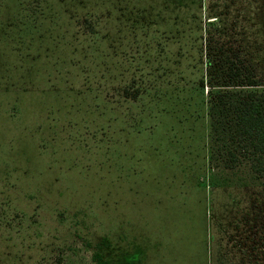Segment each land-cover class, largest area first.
<instances>
[{
  "label": "rangeland",
  "instance_id": "rangeland-1",
  "mask_svg": "<svg viewBox=\"0 0 264 264\" xmlns=\"http://www.w3.org/2000/svg\"><path fill=\"white\" fill-rule=\"evenodd\" d=\"M260 2L0 0V264H223L204 53Z\"/></svg>",
  "mask_w": 264,
  "mask_h": 264
},
{
  "label": "trees",
  "instance_id": "trees-1",
  "mask_svg": "<svg viewBox=\"0 0 264 264\" xmlns=\"http://www.w3.org/2000/svg\"><path fill=\"white\" fill-rule=\"evenodd\" d=\"M260 1L263 13L264 0ZM207 26L215 31L219 27L215 22ZM228 26L227 34L211 38L203 52L202 80L210 128L209 165L246 175V205L229 225L231 251H224L222 263L227 264L231 254L229 264H264V20L257 39L252 25L248 31ZM223 233L229 234L227 229ZM95 262L113 264L100 253Z\"/></svg>",
  "mask_w": 264,
  "mask_h": 264
}]
</instances>
